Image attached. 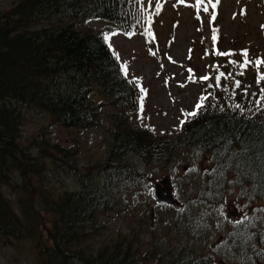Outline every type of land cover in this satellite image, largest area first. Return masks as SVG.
Instances as JSON below:
<instances>
[{"label":"rangeland","instance_id":"374dc122","mask_svg":"<svg viewBox=\"0 0 264 264\" xmlns=\"http://www.w3.org/2000/svg\"><path fill=\"white\" fill-rule=\"evenodd\" d=\"M22 1L0 0V16L7 14ZM130 2L137 10L142 6L136 4L135 0ZM154 2L147 6L145 0L144 7L147 6V10L144 13L145 17L151 15L153 18L151 30L157 43L145 41L144 35L140 34L141 30L136 28L132 32L129 30L127 33L134 34H127L126 37L121 29L102 22L80 27L82 31L91 28L102 31L109 26L112 28L107 33L108 45H111L110 49L116 59L118 54L120 65L127 62L126 81L139 88L138 98L136 96L130 112L114 108L106 101L98 126L79 131L55 126L46 113L36 108L19 109L20 148L33 159L41 155L45 160V172L29 179V193L21 190L23 181L15 174L11 175L10 186H3L1 190L19 222L22 221L23 213L31 218L33 212L38 217L39 231L44 233L43 242H46L47 231L51 230L55 221L50 206L57 204L64 193L76 192L78 174L84 178L88 174L94 176L99 186L107 179L102 164L113 145L117 123L124 120L129 128L142 129L153 138L163 137L154 139L155 143H161V140L171 142L181 136L184 126L192 120L188 118L187 122L181 124V120L185 119L182 110L183 113L191 112L202 95L210 96L207 102H222L225 90L229 91V96L233 90V81L239 80L241 86L235 89V94L247 88L251 98L252 93L257 94L254 98H259L264 81L257 84L255 64L244 68L243 75L238 73L244 59L242 50H248L252 61L257 58L264 60V0H220L214 10L211 5H208V12L201 10L199 19L196 9L188 6L193 5L195 0H187L186 4H180L178 0H160L159 14H155ZM213 11L216 18L210 24ZM54 24L52 21H44L33 26V30ZM230 50L235 54H216ZM189 69L193 70L192 73H189ZM217 69L232 74L227 79L221 77L222 89L219 93L209 87V84H216ZM259 71L264 73V64ZM205 75L210 79L200 80ZM141 88L146 91L141 92ZM92 102L99 106L105 101L96 94ZM222 103L227 105V102ZM57 149L73 153L72 161L77 166L73 172L76 176L58 171L51 165L50 159L57 157ZM55 161L61 162L58 159ZM126 162L122 167L126 178L113 176L109 180L111 189L108 196L116 203L115 211L96 215L94 222L97 230L90 229L88 232L85 247L91 252L95 254L101 248L122 243L131 245L141 256L154 257L145 264H171L190 253L209 255L210 260L216 264H264L262 236L242 237L245 253L249 255L247 258L238 260L231 255V249L226 243L234 235V222L245 214L249 216L256 209H262V206L259 203L248 204L238 189L223 190V181H230L231 173L217 176L209 156L182 147L176 150L172 162L152 161L151 164H144L133 157H128ZM164 180L174 184L172 195L180 203V208L162 207L153 199L155 186ZM260 227L261 224L257 222L252 225L256 231ZM22 235L21 240L0 235V264H38L36 239H27L24 233Z\"/></svg>","mask_w":264,"mask_h":264},{"label":"trees","instance_id":"16d2710c","mask_svg":"<svg viewBox=\"0 0 264 264\" xmlns=\"http://www.w3.org/2000/svg\"><path fill=\"white\" fill-rule=\"evenodd\" d=\"M138 16L143 17V24L136 23ZM148 17L130 0H23L0 16V235L21 240L24 233L27 239H36L38 264H145L153 260L152 255L141 256L131 245L122 243L101 248L95 254L85 247L90 229L97 230L95 216L116 209L115 201L108 196L109 180L113 176L126 178L122 167L128 157L144 164L167 163L182 147L209 156L217 176L231 173L232 179L223 181V190L238 189L248 204L259 203L264 209V110H257L256 98L244 91L228 96L227 90L221 97L227 105L207 102L208 96L204 109L171 142L155 143L154 139L163 137L153 138L142 129L129 128L124 120L117 123L113 145L102 164L107 179L100 186L90 174L76 176L73 153L57 149L51 165L63 173H73L77 190L64 193L57 204L50 206L55 221L47 231L46 242L39 231L38 217L33 212L31 218L23 213L19 222L4 198L1 187L10 186L11 175L21 179V190L29 193V179L45 172L44 158L29 157L18 143L21 107L43 111L61 129L79 131L98 126L106 101L114 108L131 111L139 88L126 81L104 35L111 32V27L121 29L126 37L134 28L142 33L149 27ZM44 21L55 24L33 30ZM94 22L111 27L80 30ZM144 37L148 43H157ZM221 82V87H212L213 91H221ZM96 94L104 98L103 105L92 102ZM235 103L243 106V113L233 107ZM249 217L236 224L234 235L226 243L238 260L249 256L243 236H262L264 240V212L254 211ZM256 222L261 224L257 231L252 229ZM261 253L264 256L263 249ZM208 256L190 253L171 264H216Z\"/></svg>","mask_w":264,"mask_h":264},{"label":"snow or ice","instance_id":"6c2138e0","mask_svg":"<svg viewBox=\"0 0 264 264\" xmlns=\"http://www.w3.org/2000/svg\"><path fill=\"white\" fill-rule=\"evenodd\" d=\"M178 2L180 4H186L187 0H178ZM135 3L139 4V5H144L145 4V0H135ZM152 3H153V0H147V6H151ZM219 3H220V0H215V2H213V0H207V3H206V0H195V3L193 5H188V6L194 7L196 9L197 18L199 19L200 18L199 13H200L201 10L203 12H208L209 11L208 5H211V7L214 10L216 5H218ZM155 4H156L155 14H159V11H160V0H155ZM147 6L141 7L140 9H138V12L143 13L144 11L147 10ZM142 18H143L142 16L135 17L136 23L139 24L141 22ZM215 18H216L215 11H213L209 23L211 24L212 21L215 20ZM147 20H148L149 27L146 28L144 30V32H142L140 34L141 35H146L147 37H152L154 39L153 34L151 32V24H152L151 17H148ZM133 27H135V25H133ZM215 31L216 30H214L213 41H215V39H216ZM126 34L131 35V34H134V33H126ZM104 40L105 41L109 40V35L108 34L104 35ZM109 47H111V45H109ZM216 54L220 55V56H230V55H234L235 53L230 50L229 52H217ZM241 55L243 56L244 59H243V63H241L239 65L241 71L238 73V75H243L244 74L243 69L246 68L249 64L254 63L255 66L257 67V84H260L261 81H264V73H261L259 71L260 66L262 64H264V60H261L260 58H257L255 61H252L250 59V57H249V53H248L247 49L242 50L241 51ZM117 59H119L118 54H117ZM229 63L236 64L237 62L236 61H229ZM161 67H163V65ZM188 71H189V73H192L193 70L189 69ZM217 71H218V69H217ZM121 72L125 76L128 75L127 62H124L123 64H121ZM231 75H232L231 73H223V72H219L218 71V74L216 76V84L215 85L209 84V87H215V88L221 87V84H220L221 77H224L225 79H227ZM189 78L191 79V76ZM134 79L138 80L140 78H134ZM209 79H210V77L208 75L200 77V80H203V81H208ZM240 86H241V81L234 80L233 81V90H232L230 95L234 96L235 95V89L239 88ZM140 91L141 92H145L146 90L141 88ZM244 91H245V94L247 95V88H245ZM208 95H212V94L209 93ZM252 95H253V97L257 96L256 93H252ZM139 99H140V111L142 112L143 111V96H141ZM207 99H208V96L202 95L200 97L199 101L195 104L194 109L191 112L183 113V110H182V114L185 115V119L181 120V124H184L185 122H187L188 118H195L204 109V107H205L204 101L207 100ZM255 105H256L257 110H264V87L260 88L259 98L255 99ZM233 107L235 109H239L241 111V113H243V111H244L243 106L238 104V103L235 104ZM221 110H223V109H221ZM249 110H251V109H249ZM244 207H247V205H245ZM255 211L264 212V209H256ZM245 220H250V217L247 214L242 216L240 219H237L234 223L235 224H241Z\"/></svg>","mask_w":264,"mask_h":264},{"label":"water","instance_id":"95a60500","mask_svg":"<svg viewBox=\"0 0 264 264\" xmlns=\"http://www.w3.org/2000/svg\"><path fill=\"white\" fill-rule=\"evenodd\" d=\"M174 184L169 180L161 181L155 186L152 197L160 206H174L180 208V203L173 197Z\"/></svg>","mask_w":264,"mask_h":264},{"label":"bare ground","instance_id":"6f19581e","mask_svg":"<svg viewBox=\"0 0 264 264\" xmlns=\"http://www.w3.org/2000/svg\"><path fill=\"white\" fill-rule=\"evenodd\" d=\"M15 99V98H14ZM21 100V99H20ZM40 111V110H39ZM27 163V162H26ZM4 164V163H3ZM10 168V167H9Z\"/></svg>","mask_w":264,"mask_h":264}]
</instances>
